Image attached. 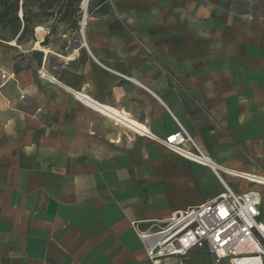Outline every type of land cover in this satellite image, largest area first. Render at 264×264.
<instances>
[{"label": "crops", "instance_id": "obj_1", "mask_svg": "<svg viewBox=\"0 0 264 264\" xmlns=\"http://www.w3.org/2000/svg\"><path fill=\"white\" fill-rule=\"evenodd\" d=\"M87 6L82 36L48 22L0 41V264H151L132 223L223 191L159 143L178 125L215 166L264 177V0ZM219 176L259 193L264 223V186Z\"/></svg>", "mask_w": 264, "mask_h": 264}, {"label": "built area", "instance_id": "obj_2", "mask_svg": "<svg viewBox=\"0 0 264 264\" xmlns=\"http://www.w3.org/2000/svg\"><path fill=\"white\" fill-rule=\"evenodd\" d=\"M87 9V8H86ZM86 26V10H82L80 33ZM40 79L53 82L43 72ZM168 151L195 164L207 163L184 129L159 141ZM220 181L223 191L214 200L174 213L162 223L141 231L137 223L132 228L142 243L151 264H162L170 257L185 258L193 250H205L215 261L229 264H264V223L261 219V197L256 191L236 194L219 174L264 186V177L249 175L255 181L235 175L233 171L207 163ZM257 179V181H256Z\"/></svg>", "mask_w": 264, "mask_h": 264}, {"label": "trees", "instance_id": "obj_3", "mask_svg": "<svg viewBox=\"0 0 264 264\" xmlns=\"http://www.w3.org/2000/svg\"><path fill=\"white\" fill-rule=\"evenodd\" d=\"M84 0H0V30L21 42L33 29L51 22L52 31L63 25L73 32L80 29ZM20 15V17H19Z\"/></svg>", "mask_w": 264, "mask_h": 264}, {"label": "bare ground", "instance_id": "obj_4", "mask_svg": "<svg viewBox=\"0 0 264 264\" xmlns=\"http://www.w3.org/2000/svg\"><path fill=\"white\" fill-rule=\"evenodd\" d=\"M53 80V79H52ZM85 98V97H84ZM87 99V98H86ZM95 106V105H94ZM97 106H99V105H97ZM98 108V107H97ZM94 109V108H93ZM101 109L103 110V112L105 111V112H107V113H114L113 112V110H111V109H109V108H104L103 109V107H101ZM137 127V126H136ZM140 129H142V128H140ZM196 145V144H195ZM196 147L199 149V147L196 145ZM200 150V149H199ZM201 151V150H200ZM202 152V151H201ZM202 155H203V157H204V159H206V162L207 163H210V164H213L212 162H211V160L202 152ZM207 163H204V164H202V163H200V164H198V165H201V166H206V167H209L210 168V166H212V165H208ZM213 166H215L214 164H213ZM230 171V170H229ZM234 172V171H233ZM234 174L235 175H245V176H242V177H244V178H248V179H250L252 182H254L255 180L254 179H252L250 176H248V175H246V174H244V173H236V172H234ZM256 181H257V179H256ZM264 185V184H263ZM241 264H247L246 262H243V263H241Z\"/></svg>", "mask_w": 264, "mask_h": 264}, {"label": "rangeland", "instance_id": "obj_5", "mask_svg": "<svg viewBox=\"0 0 264 264\" xmlns=\"http://www.w3.org/2000/svg\"><path fill=\"white\" fill-rule=\"evenodd\" d=\"M84 9V5L82 6V10ZM87 9H88V6H87ZM87 9H86V12H87ZM79 33H80V31H79ZM8 41V40H10V37H9V35L6 33V32H3L2 30H0V41ZM48 82V81H47ZM50 83V82H49ZM186 132V131H185ZM188 134V133H187ZM188 136L190 137V135L188 134ZM191 138V137H190ZM191 140L195 143V141L191 138ZM196 144V143H195ZM197 145V144H196ZM198 146V145H197ZM199 147V146H198ZM199 149L201 150V151H203L200 147H199ZM249 175H252V174H249ZM236 183H237V185H238V188H240V189H246V187L245 186H243V184H242V182L240 181V180H236ZM231 187H232V185H231Z\"/></svg>", "mask_w": 264, "mask_h": 264}, {"label": "water", "instance_id": "obj_6", "mask_svg": "<svg viewBox=\"0 0 264 264\" xmlns=\"http://www.w3.org/2000/svg\"><path fill=\"white\" fill-rule=\"evenodd\" d=\"M87 4H88V0H86L85 3H84V10H86V8H87ZM82 31H83V30H82Z\"/></svg>", "mask_w": 264, "mask_h": 264}]
</instances>
